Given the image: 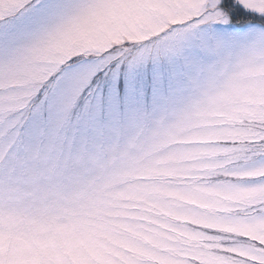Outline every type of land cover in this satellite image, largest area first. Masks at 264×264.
Instances as JSON below:
<instances>
[{
	"label": "snow or ice",
	"instance_id": "1",
	"mask_svg": "<svg viewBox=\"0 0 264 264\" xmlns=\"http://www.w3.org/2000/svg\"><path fill=\"white\" fill-rule=\"evenodd\" d=\"M0 264H264V0H0Z\"/></svg>",
	"mask_w": 264,
	"mask_h": 264
}]
</instances>
